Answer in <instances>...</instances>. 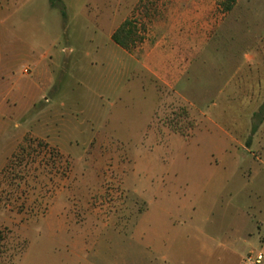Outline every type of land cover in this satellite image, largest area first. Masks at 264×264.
Wrapping results in <instances>:
<instances>
[{"label": "rangeland", "instance_id": "rangeland-1", "mask_svg": "<svg viewBox=\"0 0 264 264\" xmlns=\"http://www.w3.org/2000/svg\"><path fill=\"white\" fill-rule=\"evenodd\" d=\"M263 105L264 0H0V264L264 254Z\"/></svg>", "mask_w": 264, "mask_h": 264}, {"label": "trees", "instance_id": "trees-1", "mask_svg": "<svg viewBox=\"0 0 264 264\" xmlns=\"http://www.w3.org/2000/svg\"><path fill=\"white\" fill-rule=\"evenodd\" d=\"M228 9H230V7ZM145 30V26L140 25L137 21L129 18L126 19L113 33L112 40L119 47L127 51H131L144 42ZM262 114L264 116V105L257 115L260 116ZM248 145L250 146V143H248ZM22 151H25V149H23Z\"/></svg>", "mask_w": 264, "mask_h": 264}, {"label": "crops", "instance_id": "crops-1", "mask_svg": "<svg viewBox=\"0 0 264 264\" xmlns=\"http://www.w3.org/2000/svg\"><path fill=\"white\" fill-rule=\"evenodd\" d=\"M113 41V40H112ZM145 42H146V39L144 40V42L140 45V46H142V45H144L145 44ZM140 46H138L137 48H135V49H138ZM158 50H161V49H154L153 50V52L154 51H158ZM154 53H156V54H158V55H163V54H159L158 52H154ZM165 53V52H164ZM200 56H202L201 54L200 55H198V56H195V58H197L198 60L200 59L199 57ZM161 61V59H158V62H160ZM40 62V61H39ZM37 63V65L38 64H40V63ZM155 63V62H154ZM149 69L153 72V73H155L156 75H158L161 79H163L168 85H170V84H172V83H174V84H176L177 82H178V87H179V89H181V92L183 93V95L184 96H190V97H192L193 95H192V93H189L191 90L190 89H192V92L194 93V89L193 88H191L190 86H192V84L191 85H184L185 83H187V81L189 80L190 81V78H188L190 75H188L187 77H186V79H184L183 80V78H181V76L179 75V74H177V72L176 71H174L172 68H169V67H166V66H164V62H162V63H160V64H156V65H154V66H149ZM196 68H194V70H195ZM193 70V71H194ZM192 71V72H193ZM171 81H173V82H171ZM177 81V82H176ZM188 87H190V88H188ZM221 89H223V87L221 88ZM189 93V94H188ZM219 94V93H218ZM200 97V96H199ZM200 99V101H201V98H199ZM201 104H202V102H201ZM204 106V105H203ZM263 239V240H262ZM260 241L264 244V238H262V236L260 237ZM247 256V255H246ZM245 256V257H246ZM245 257H243V264H244V258ZM263 264H264V262H263Z\"/></svg>", "mask_w": 264, "mask_h": 264}, {"label": "built area", "instance_id": "built-area-1", "mask_svg": "<svg viewBox=\"0 0 264 264\" xmlns=\"http://www.w3.org/2000/svg\"><path fill=\"white\" fill-rule=\"evenodd\" d=\"M28 70H26L27 72ZM264 262V254L262 252L255 253L250 252L244 258V264H263Z\"/></svg>", "mask_w": 264, "mask_h": 264}]
</instances>
